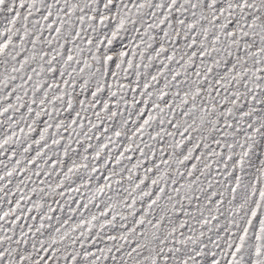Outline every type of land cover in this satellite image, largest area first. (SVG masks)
<instances>
[{
    "label": "snow or ice",
    "instance_id": "obj_1",
    "mask_svg": "<svg viewBox=\"0 0 264 264\" xmlns=\"http://www.w3.org/2000/svg\"><path fill=\"white\" fill-rule=\"evenodd\" d=\"M0 264H264V0H0Z\"/></svg>",
    "mask_w": 264,
    "mask_h": 264
}]
</instances>
